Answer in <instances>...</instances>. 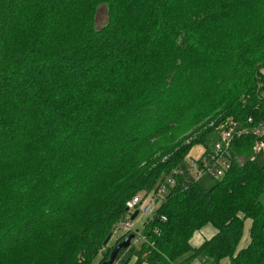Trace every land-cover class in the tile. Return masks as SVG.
I'll return each instance as SVG.
<instances>
[{"label": "trees", "instance_id": "16d2710c", "mask_svg": "<svg viewBox=\"0 0 264 264\" xmlns=\"http://www.w3.org/2000/svg\"><path fill=\"white\" fill-rule=\"evenodd\" d=\"M263 117L264 0H0V264H95L160 185L116 264H264V137L235 140L209 189L185 169L217 127Z\"/></svg>", "mask_w": 264, "mask_h": 264}, {"label": "built area", "instance_id": "2783aa9c", "mask_svg": "<svg viewBox=\"0 0 264 264\" xmlns=\"http://www.w3.org/2000/svg\"><path fill=\"white\" fill-rule=\"evenodd\" d=\"M210 126L212 127V124ZM213 135H216V138L211 139ZM248 135H253L256 138L264 137V117L258 122L248 118L246 124L228 121L225 125H220L212 132V136L209 138L212 140V144L208 148L200 145V150L197 153H191V151L188 153L185 158V169L191 177L195 178V181H199L202 176H209L216 180L221 179L232 165V143L242 136ZM186 143L188 144L189 140ZM261 151L264 154V142L257 140L253 147L252 159ZM173 182L174 179L168 181L170 184ZM167 192V187L160 185L147 195H136L126 203V212L122 221L117 224V230L133 234L131 244H138L144 239L141 231L133 229L134 221L139 217H144V221L153 219L162 197ZM135 212L137 215L132 219ZM162 219L164 220V218Z\"/></svg>", "mask_w": 264, "mask_h": 264}, {"label": "rangeland", "instance_id": "374dc122", "mask_svg": "<svg viewBox=\"0 0 264 264\" xmlns=\"http://www.w3.org/2000/svg\"><path fill=\"white\" fill-rule=\"evenodd\" d=\"M105 20H106L105 10L103 8H100L99 12H98V16H97V26L104 24ZM214 138H216V135H213L211 137V139H214ZM207 144L208 145L212 144V140H210ZM200 147L201 146H195L191 150V153H197L200 150ZM263 156H264L263 151H261L255 156L253 161L260 166H264V157ZM187 181H195V178L189 177L187 179ZM215 181H216V179H213L209 176H202L198 182L202 188L209 189L214 185ZM262 200L264 201V197ZM143 222H144V217H139L136 221H134L133 229L134 230H140L142 228ZM247 224H249L248 221H247ZM120 234H121V231H117L115 233V235H113V237L110 238V240L107 242V244L104 245V249L101 252L102 255L104 254V252L106 253L110 247H112L114 244H116L117 240L115 239V237L119 236ZM102 255L98 256L97 260L95 261V264H101L102 262H105L108 260L109 257L105 259L104 257H102ZM135 259H136L135 255H133L131 252H126L125 254H123L122 258L120 259V261L117 264H126L129 261H130V263H133Z\"/></svg>", "mask_w": 264, "mask_h": 264}, {"label": "crops", "instance_id": "0c3cea01", "mask_svg": "<svg viewBox=\"0 0 264 264\" xmlns=\"http://www.w3.org/2000/svg\"><path fill=\"white\" fill-rule=\"evenodd\" d=\"M247 221L244 222L243 235L237 247L238 251L244 249L250 241V221H248L249 224H247ZM214 234L215 230L211 226H205L202 230L195 233V235L191 239V245L197 248L205 240L210 239ZM191 264H201V261L200 259H195ZM219 264H230V261L228 259H223L220 261Z\"/></svg>", "mask_w": 264, "mask_h": 264}, {"label": "water", "instance_id": "95a60500", "mask_svg": "<svg viewBox=\"0 0 264 264\" xmlns=\"http://www.w3.org/2000/svg\"><path fill=\"white\" fill-rule=\"evenodd\" d=\"M137 213L135 212L132 216V219H134L136 217ZM109 237L104 241V245L107 244V242L109 241ZM133 239V234H130L128 236H126L122 242H120L119 244H117L111 251L109 258L107 261L102 262L101 264H115L116 261V257L118 255V253L120 252V250H127L129 249L130 245H131V240Z\"/></svg>", "mask_w": 264, "mask_h": 264}]
</instances>
